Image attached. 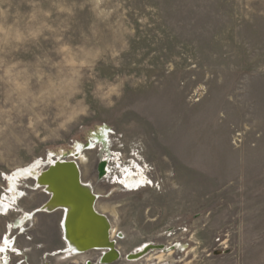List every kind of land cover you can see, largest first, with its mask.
Instances as JSON below:
<instances>
[{"label": "rangeland", "instance_id": "obj_1", "mask_svg": "<svg viewBox=\"0 0 264 264\" xmlns=\"http://www.w3.org/2000/svg\"><path fill=\"white\" fill-rule=\"evenodd\" d=\"M37 160L78 164L109 264H264V0H0L2 264H99L9 193Z\"/></svg>", "mask_w": 264, "mask_h": 264}, {"label": "bare ground", "instance_id": "obj_2", "mask_svg": "<svg viewBox=\"0 0 264 264\" xmlns=\"http://www.w3.org/2000/svg\"><path fill=\"white\" fill-rule=\"evenodd\" d=\"M81 150L82 148L78 147L75 160L84 165L86 160L82 156ZM39 166L40 161L37 160L28 168L19 169L11 178L9 177V193H13L15 190L17 178L34 179L36 187L46 189L45 193L49 195V200L42 206L43 210L41 211L46 213L62 211L59 228L66 246L62 253L70 252L72 255H78L90 250L99 251L104 264L115 261L119 256L114 241L117 232L110 226V222L103 213L96 209V196L90 187L81 183L78 164L73 160L51 161L44 171L39 170ZM83 186L87 188V192L82 191ZM10 200L8 196L0 198L1 215H5L10 209V205L13 204ZM112 213L115 214L113 211ZM3 243L0 245V248L4 249L0 251V264H2V259H5L8 253L14 250V245L7 235L4 237ZM143 253L130 255V257L135 260Z\"/></svg>", "mask_w": 264, "mask_h": 264}, {"label": "built area", "instance_id": "obj_3", "mask_svg": "<svg viewBox=\"0 0 264 264\" xmlns=\"http://www.w3.org/2000/svg\"><path fill=\"white\" fill-rule=\"evenodd\" d=\"M13 240V239H12ZM13 244H14V241H13ZM16 256V255H15ZM19 257V256H18ZM143 257V256H142ZM141 257V258H142ZM126 258V261H128V262H132L133 260L131 259V257L130 256H127V257H125ZM102 257H100L99 258V260H98V262H99V264H104L103 262H102ZM140 258H138L137 260H136V264H137V262H138V260H139ZM20 262H23V261H19L17 264H19ZM133 263V262H132ZM135 263V262H134ZM6 264H9V258L7 259V263ZM23 264V263H22Z\"/></svg>", "mask_w": 264, "mask_h": 264}, {"label": "water", "instance_id": "obj_4", "mask_svg": "<svg viewBox=\"0 0 264 264\" xmlns=\"http://www.w3.org/2000/svg\"><path fill=\"white\" fill-rule=\"evenodd\" d=\"M41 185L43 186V184H41ZM81 189H82V191H85V192H87V191H88V190H87V188H86V187H84V186H83ZM49 193H52V192H49ZM51 198H52V196H51Z\"/></svg>", "mask_w": 264, "mask_h": 264}, {"label": "crops", "instance_id": "obj_5", "mask_svg": "<svg viewBox=\"0 0 264 264\" xmlns=\"http://www.w3.org/2000/svg\"><path fill=\"white\" fill-rule=\"evenodd\" d=\"M28 217H30V214H27L26 217H25V219H27ZM3 244H4L3 241L1 242V239H0V245H3Z\"/></svg>", "mask_w": 264, "mask_h": 264}, {"label": "clouds", "instance_id": "obj_6", "mask_svg": "<svg viewBox=\"0 0 264 264\" xmlns=\"http://www.w3.org/2000/svg\"><path fill=\"white\" fill-rule=\"evenodd\" d=\"M5 15H7V13L5 12ZM7 41V37L5 38V42Z\"/></svg>", "mask_w": 264, "mask_h": 264}, {"label": "snow or ice", "instance_id": "obj_7", "mask_svg": "<svg viewBox=\"0 0 264 264\" xmlns=\"http://www.w3.org/2000/svg\"><path fill=\"white\" fill-rule=\"evenodd\" d=\"M4 249L3 248H0V251H3Z\"/></svg>", "mask_w": 264, "mask_h": 264}]
</instances>
